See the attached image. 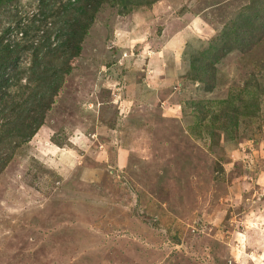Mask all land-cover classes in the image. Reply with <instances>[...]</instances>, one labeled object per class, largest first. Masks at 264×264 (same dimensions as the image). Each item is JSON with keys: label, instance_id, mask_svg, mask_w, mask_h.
<instances>
[{"label": "rangeland", "instance_id": "1", "mask_svg": "<svg viewBox=\"0 0 264 264\" xmlns=\"http://www.w3.org/2000/svg\"><path fill=\"white\" fill-rule=\"evenodd\" d=\"M66 1L0 8V264H264V0Z\"/></svg>", "mask_w": 264, "mask_h": 264}, {"label": "trees", "instance_id": "2", "mask_svg": "<svg viewBox=\"0 0 264 264\" xmlns=\"http://www.w3.org/2000/svg\"><path fill=\"white\" fill-rule=\"evenodd\" d=\"M15 1L17 0H0V8L6 3H13ZM51 2L54 4L55 2H58V0H51ZM60 5L63 6L66 16L67 13L70 12V18L81 17L84 13L83 0H67L65 3H62ZM10 27L11 26L8 25L0 30V91L7 88L10 85L11 80L21 79V74L23 73L17 70V68L19 67L22 54L29 50L28 45L25 43V32L22 33L21 30H17L22 33V37L19 40L16 41V39H14L9 41L8 39H6V34L10 30ZM61 31L64 34L63 36H66L65 39L73 35L71 30L64 32L65 30L62 29ZM58 40V45H64V40ZM39 64H41V62L38 54H32V62L28 74L34 75V72L36 68L39 67ZM40 77L42 78V80H44V83L42 84L51 85L53 83L52 80H49L48 78H43V75ZM30 80H33V78L31 79L30 77L28 81L30 82ZM1 98L2 97L0 96V99ZM24 103L27 105L33 103V97L26 98L24 100ZM11 123V120H8L6 122L7 126ZM23 129L24 131H26V126ZM33 133L34 131L30 130L25 136H23L21 141H25L26 138L31 136ZM10 137L11 132L9 128H6L5 131H3L2 133L0 132V170L4 168L7 163V160L9 159V155L7 154L6 150L8 144L7 139H9Z\"/></svg>", "mask_w": 264, "mask_h": 264}]
</instances>
